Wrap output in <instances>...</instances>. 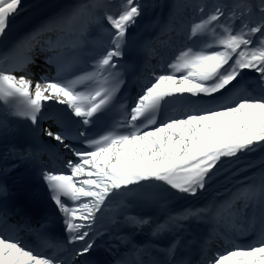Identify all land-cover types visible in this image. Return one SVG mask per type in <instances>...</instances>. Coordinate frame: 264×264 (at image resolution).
I'll list each match as a JSON object with an SVG mask.
<instances>
[{
	"label": "snow or ice",
	"instance_id": "6c2138e0",
	"mask_svg": "<svg viewBox=\"0 0 264 264\" xmlns=\"http://www.w3.org/2000/svg\"><path fill=\"white\" fill-rule=\"evenodd\" d=\"M0 264H264V0H0Z\"/></svg>",
	"mask_w": 264,
	"mask_h": 264
}]
</instances>
